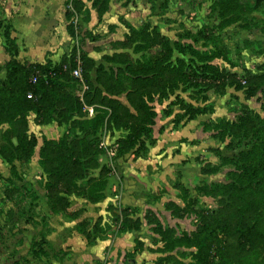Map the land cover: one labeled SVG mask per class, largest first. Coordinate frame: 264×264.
Returning a JSON list of instances; mask_svg holds the SVG:
<instances>
[{
  "label": "rangeland",
  "instance_id": "obj_1",
  "mask_svg": "<svg viewBox=\"0 0 264 264\" xmlns=\"http://www.w3.org/2000/svg\"><path fill=\"white\" fill-rule=\"evenodd\" d=\"M254 2L231 0L226 9L219 0H0V68L10 59L9 31L21 62L87 59L94 87L100 68L125 73L118 94L100 88L82 107L59 91L52 120L9 106L14 127L0 125L11 132L0 154V264H210L224 261L221 246L236 251L229 236L207 253L189 239L220 205L206 185L228 182L255 142L229 125L247 110L264 117V6L249 10ZM180 62L196 71L187 83L173 70ZM203 64L234 79L223 82ZM148 79L160 91L178 83L161 95ZM140 94L148 95L147 119L131 101ZM92 125H100L95 135ZM94 139V161L48 188L50 160Z\"/></svg>",
  "mask_w": 264,
  "mask_h": 264
},
{
  "label": "trees",
  "instance_id": "obj_2",
  "mask_svg": "<svg viewBox=\"0 0 264 264\" xmlns=\"http://www.w3.org/2000/svg\"><path fill=\"white\" fill-rule=\"evenodd\" d=\"M230 2L231 0H219V4L226 9L229 8ZM261 6H264V0H255L253 5L248 6V9L255 10ZM4 36L7 43L6 51L10 59L0 68V73L6 71L7 75L6 81L0 82V125L4 122L12 124L9 106L26 108L27 112L42 113L49 120H52L56 111L55 103L60 100L59 91H64L70 95L75 103L82 107V104L85 105V101L89 97L95 98V92L100 93V88L108 90V93L117 94L122 89L125 73H122L121 70L115 74L113 70L107 73L100 68L96 72V82H98L99 87H94L91 81V73L86 70L87 59L84 60L83 58L80 61L83 69L82 77L77 78L72 75L73 69L77 66L75 57L60 64H55L50 60L45 63L21 62L17 59L16 42L11 37L10 32L7 31ZM188 48L191 50V55L198 57L200 62L210 61L208 55L204 56L193 46H188ZM182 52L187 54L185 51ZM115 62L122 64L128 61ZM139 64L141 65V63ZM129 67L130 63L126 73H131ZM173 70L177 71L179 82L182 83H187L191 81V76L192 78L196 76V71L185 65L184 62L174 66ZM202 70L208 74L216 73L223 82L229 78L234 79L232 74L219 70L213 64H203ZM141 73L146 74V68L142 67ZM34 79L35 81H33ZM148 80L152 87L160 91L155 82ZM176 83L178 81H174V86L171 84L170 87L163 85L161 87L162 92L160 91L161 95H166L167 90L175 87ZM254 90L252 88L248 95H253ZM29 93L32 94L31 99L27 98ZM262 93H264V89ZM147 98L148 95L140 94L135 99H131L136 108L137 117L143 113L146 119L148 118ZM152 99L150 98V100ZM107 102L111 105L110 99ZM143 108L144 110H142ZM116 113V111L111 112L110 121L117 116ZM128 115L132 118V115L129 113ZM100 125L102 124L100 123ZM100 125H92L94 130L88 128V134L93 133L95 135L97 126ZM229 126L230 130L242 128L246 133L252 135L255 142L249 150L241 151L240 163L237 164L236 168L229 171L228 182L206 185L204 194L219 198L220 205L216 211L211 212L204 223L199 225V229L192 233L193 235L189 240L193 242V246L198 251L205 249L206 253L220 240V235L232 237L236 241V251L232 255H229L230 253L221 246L218 249L219 254H227L223 257L224 261L220 263L211 262L210 264H264V117L247 110L246 117L240 116L236 123ZM7 132L10 136L11 132ZM7 132H0V154H5L4 148L6 146L3 139L8 136ZM63 142L67 141H60V143ZM51 143L54 142L48 141L42 146L41 151L44 156V151L52 152ZM97 144L96 139L88 142L79 141L78 146L71 145L65 152L55 155L50 160L52 166L50 168L45 167L48 174L47 187L54 188L65 182L72 173L74 165H78L77 168L80 169L84 167L85 161L88 162V165L91 164L95 156L99 154ZM57 147H60L59 144ZM123 150L124 148L122 153ZM224 160L231 162L229 159ZM78 175L75 178L79 179L80 176L78 177ZM206 258L207 256L204 257V259Z\"/></svg>",
  "mask_w": 264,
  "mask_h": 264
},
{
  "label": "built area",
  "instance_id": "obj_3",
  "mask_svg": "<svg viewBox=\"0 0 264 264\" xmlns=\"http://www.w3.org/2000/svg\"><path fill=\"white\" fill-rule=\"evenodd\" d=\"M72 75L75 76V77H77V78H81L82 77V65H81V62L80 61H78L76 68L73 69ZM33 81H35V79ZM28 97L31 98L32 97V94L29 93L28 94Z\"/></svg>",
  "mask_w": 264,
  "mask_h": 264
}]
</instances>
